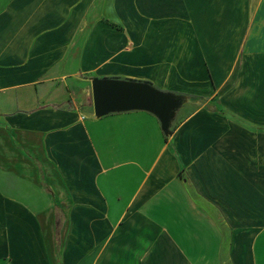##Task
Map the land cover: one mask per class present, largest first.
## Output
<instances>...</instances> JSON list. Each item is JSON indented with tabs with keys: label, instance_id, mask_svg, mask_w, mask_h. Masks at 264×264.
I'll use <instances>...</instances> for the list:
<instances>
[{
	"label": "crops",
	"instance_id": "obj_1",
	"mask_svg": "<svg viewBox=\"0 0 264 264\" xmlns=\"http://www.w3.org/2000/svg\"><path fill=\"white\" fill-rule=\"evenodd\" d=\"M0 264H264V0H0Z\"/></svg>",
	"mask_w": 264,
	"mask_h": 264
},
{
	"label": "water",
	"instance_id": "obj_2",
	"mask_svg": "<svg viewBox=\"0 0 264 264\" xmlns=\"http://www.w3.org/2000/svg\"><path fill=\"white\" fill-rule=\"evenodd\" d=\"M91 93L96 116L108 111L146 109L159 116L164 131H167L170 114L182 99L145 83L116 80L92 82Z\"/></svg>",
	"mask_w": 264,
	"mask_h": 264
},
{
	"label": "trees",
	"instance_id": "obj_3",
	"mask_svg": "<svg viewBox=\"0 0 264 264\" xmlns=\"http://www.w3.org/2000/svg\"><path fill=\"white\" fill-rule=\"evenodd\" d=\"M57 228H58V223H57V221H56V232H55V235H56V241H57V235H58Z\"/></svg>",
	"mask_w": 264,
	"mask_h": 264
}]
</instances>
